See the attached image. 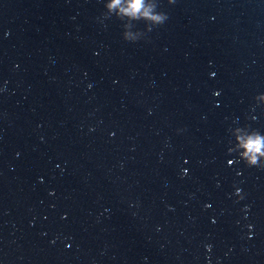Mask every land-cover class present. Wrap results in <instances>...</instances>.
<instances>
[{
  "label": "water",
  "instance_id": "95a60500",
  "mask_svg": "<svg viewBox=\"0 0 264 264\" xmlns=\"http://www.w3.org/2000/svg\"><path fill=\"white\" fill-rule=\"evenodd\" d=\"M104 2L0 0V264H264V0Z\"/></svg>",
  "mask_w": 264,
  "mask_h": 264
},
{
  "label": "clouds",
  "instance_id": "9594fccd",
  "mask_svg": "<svg viewBox=\"0 0 264 264\" xmlns=\"http://www.w3.org/2000/svg\"><path fill=\"white\" fill-rule=\"evenodd\" d=\"M174 2L175 0H168L169 4H173ZM158 7V0L151 5H146V0H105V11L102 13V19H108L113 15L120 21H122V15H126L136 20L143 19L145 21L147 32H151L153 28L163 25L168 20L167 13L157 10ZM116 9H119V11L115 12L114 10ZM110 13L112 14L110 15ZM122 27V38L127 42L135 43L144 38L147 34L145 31L137 30L140 33V35L137 36L126 31L125 28L127 26L123 23ZM262 96H264V93L257 95L255 100ZM234 129H232L231 132ZM235 139L239 141V146L243 149V151L235 152L232 151L230 147L229 152L236 153L238 158L248 167L264 168V134H262L259 130H254L252 134L243 139L240 137H235ZM237 195L240 196V198H243L239 189H237Z\"/></svg>",
  "mask_w": 264,
  "mask_h": 264
}]
</instances>
